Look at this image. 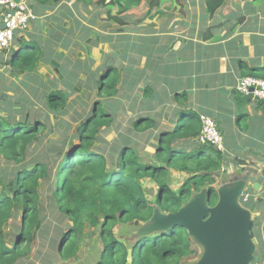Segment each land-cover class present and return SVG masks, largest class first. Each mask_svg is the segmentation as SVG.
<instances>
[{"label": "trees", "instance_id": "16d2710c", "mask_svg": "<svg viewBox=\"0 0 264 264\" xmlns=\"http://www.w3.org/2000/svg\"><path fill=\"white\" fill-rule=\"evenodd\" d=\"M58 1L35 0L32 8L34 12L46 7L53 8ZM93 1L76 0L84 5ZM164 1L178 3L181 0H96L94 5L105 9L108 20L123 26L124 15L134 14L144 4L149 9H154ZM224 1L205 0L207 12L213 14ZM82 28L85 29L84 26ZM102 37L105 36L97 35L95 41L84 40L86 51L89 52L94 45L108 39L105 37L101 40ZM14 39L17 48L13 47L12 58L8 62L13 73L22 74L25 70L36 68L42 60L48 61V58H41L43 51L35 40L26 36ZM75 39L82 46V34ZM70 63L66 58L62 64L64 72L59 71L63 88L56 90L55 82L51 81L49 91L43 94L45 103L51 110L59 111V114L65 113L63 107L67 98L75 91L73 83L88 92L97 89L98 95L104 94L110 98L115 95L120 79L119 70L114 65H103L100 68L103 73L100 74L98 69L89 73V67L85 66L87 77L81 80L77 76L79 63ZM252 72L251 76L264 79V68L254 69ZM97 76L99 82L96 87ZM41 85L45 87L46 84ZM98 105L99 102H95L92 110L77 125L78 143L73 144V139H70L68 142L71 145L67 151L57 149L60 155L56 158L51 197L57 209L69 221L54 244L59 258L68 260L76 256L81 239L85 235H97L101 249L89 264H182L195 261L198 258L197 245L180 226L149 236L135 235L131 241L119 240L115 227L120 228L121 224L136 221L139 224L148 222L153 206L165 213L175 212L205 184L211 192L209 204L215 203L216 191L212 185L214 174L221 167L219 151L208 145L197 144L191 151L183 152L182 140L186 142L196 139L199 134V117L183 124L186 120L183 119L185 112H182L180 123L172 131L160 132L155 146L156 161L142 160L129 142L122 141L110 152L112 163L108 165L106 156L93 147L98 131L102 127H108L112 120L109 113L102 112ZM134 118L132 126L137 127L138 131L154 125L152 117L136 115ZM44 127L45 121L39 117L32 118L29 114L22 120L12 119L9 113L0 115V157L22 162L31 146L40 142V130ZM171 169L188 175L177 190H173L167 182ZM46 175V167L42 164L21 165L12 170L7 184L1 183L0 264H15L32 243L36 230L40 227L39 179ZM145 178L156 185L155 204L147 198V190L143 186ZM17 214L20 216V224L9 232V220L17 217ZM252 228L253 222V239ZM9 237L12 239L9 240Z\"/></svg>", "mask_w": 264, "mask_h": 264}, {"label": "crops", "instance_id": "0c3cea01", "mask_svg": "<svg viewBox=\"0 0 264 264\" xmlns=\"http://www.w3.org/2000/svg\"><path fill=\"white\" fill-rule=\"evenodd\" d=\"M65 1L77 36L85 32L87 39L95 41V36L103 35L108 38L103 43H109L112 32L125 31L120 34L123 40L117 41V45L121 52L119 58L124 63L122 69L131 74L129 84L135 86L140 97L134 107V117L146 114L152 117L157 124L154 129L157 138L160 132L172 131L180 123L182 117L178 116L182 112L186 120L183 124L189 116L206 115L214 120L223 138L222 148L218 150L221 167L214 174L215 189L242 173L255 179L264 175V105L235 88L238 78L264 68V0H225L213 14L207 12L205 0L164 1L154 9L144 4L135 13L132 29H128L132 22L131 16H127L123 18V26L109 31L113 25L111 20L105 18L106 25L99 26L101 31H97L94 25L99 22L95 16L84 24L76 15L82 3ZM63 2L59 0L53 8L35 10L36 13L32 8L34 0H29L28 5L37 18L31 22L29 34L25 32L16 37H29L39 42L44 53L52 52L47 50L51 42L45 35L37 39L31 36V32L36 34L32 27L42 18L56 21L54 11L59 12ZM94 2L82 5L89 10L90 6L99 7ZM56 25L58 30L62 29L59 22ZM57 33L59 37L60 32ZM67 35L73 41L71 47L79 44L77 36ZM58 37L55 46L69 51L67 42L58 44ZM11 47L17 48L16 39ZM9 49L3 50L6 55ZM182 142L187 152L197 145L195 138ZM263 181L264 178L260 179L256 192L254 184L247 183L244 193L249 198L242 202L253 214L254 254L258 261L264 260Z\"/></svg>", "mask_w": 264, "mask_h": 264}, {"label": "rangeland", "instance_id": "374dc122", "mask_svg": "<svg viewBox=\"0 0 264 264\" xmlns=\"http://www.w3.org/2000/svg\"><path fill=\"white\" fill-rule=\"evenodd\" d=\"M72 2H74V0H72ZM67 3L68 2L64 0L59 12L56 13L54 11V14H56L55 19L58 18L56 21L42 18L41 22H36L32 27V30L36 34L34 35L30 31L31 36L35 39L43 34L45 35V38L50 40L51 44L47 47V50H52V52H43V54H41V58H48V61L42 60L36 68L30 71L25 70L22 74H15L13 73L12 68L8 65V62L12 58V52L14 51L13 47L8 50L7 55L6 52H4L6 50L2 52L0 51V115L9 113L12 119L22 120L27 114H29L32 118L39 117L45 121V127L40 130V142L31 146L22 162L5 160L3 157H0V188L3 185L1 183H6L11 179L12 170L21 165L30 166L39 163L46 167L47 172L45 178L39 179L40 199L38 203V213L40 215V227L36 230L34 239L28 246L29 248L22 254L15 264H89L92 263L95 257L99 254L101 243L97 242V235H85L81 239L80 249L76 256L68 260L59 258L54 244L60 235L61 230L69 225V221L57 209L56 203L51 197V192L54 189L57 166L56 158L60 155V151H57V149H60L61 152H65L69 149L71 143H78L76 133L77 125L92 110L95 102L98 101L102 108V112L109 113V116L112 119L108 127H102L98 131L97 139L93 145L99 153L106 156L108 165H111L112 163L110 152L118 147L122 141L129 142L130 145L137 150V153L141 156L142 160L156 161L157 159L155 155V146L158 144V140L157 134L154 133L157 124H154L152 128L150 127L144 131H138L137 127L132 126V121L135 119L134 112L136 111V104L139 102L138 99H140V97L138 96L139 93L136 92L135 86L133 87L129 84L131 74L129 75L122 69L124 63L119 58L121 52L118 50L117 41L123 40L121 38L123 35L120 34H124L125 31L122 33H116V31H114L115 33L112 32L111 42H99L100 44L94 45L89 52L86 51L84 45V40L87 39V34L83 32L80 41L82 46L78 47V44L77 46L71 47L73 41L67 34L77 36L78 32L70 18L72 14L69 15L68 10L70 7H68ZM79 8V13L76 15L84 24L88 22L89 18L95 16L99 22L94 25L97 31H101L99 26L103 27L106 25L107 20L105 19V9L100 6L96 8L90 6L89 10L82 4L79 5ZM136 12H139L138 9L134 12V15H124L122 17L131 16L130 22H132V24L128 29H132L135 26ZM56 22H59L62 25V29L58 30ZM42 26H45V29ZM117 27H119V25L113 23L108 31ZM40 29L41 31H39ZM51 29L53 30L52 35ZM57 32H60L59 37ZM26 34H29V32L25 33V35ZM57 37L59 45L66 42L68 43V47H70L69 51H64L61 47L58 48L55 46ZM36 42L41 47L39 42ZM61 51L64 54H61ZM66 58L70 60L71 65L77 62L79 63L77 66V76L81 80H84L87 77L86 68H84L85 66L89 67L87 70L89 73L93 70L95 72L98 69V74L103 73V69L100 68L105 64H111L114 65L115 68H118L121 81L118 83L115 95L111 98L104 94L98 95L97 89L93 92H88L83 88H79L76 83H73L75 91L67 98L63 107L65 113L59 114V111L51 110L45 103L43 94L49 91L51 81L55 82L56 90L63 88V81L60 77L61 75L59 71H63L62 64ZM67 69L70 68L67 67ZM82 69L83 71H80ZM77 71L75 73H77ZM40 82L46 84L45 87H42L43 85H41ZM98 82L99 78L97 76L95 82L96 87ZM145 116L149 115L146 114ZM180 116H178V118ZM191 119H195V116H190L186 123ZM144 126L145 124H143L142 127ZM70 139H73V142L69 143L68 141ZM183 152H186V150L183 149ZM187 176L188 175L184 172L171 169L167 177V182L173 190H177ZM218 181H222V179H219ZM214 185L216 184L213 183L212 186L214 187ZM143 186L147 190V198L152 200L155 204V183L152 180L145 178L143 180ZM19 217L20 216L17 214V217L9 220V232H12L13 227L19 226ZM115 228L117 231L116 237L119 240L125 239L128 241H131V239L134 238V235L139 233V231L145 230L143 224L137 222L132 224H121L120 228ZM155 228V226H152L149 232L155 231ZM154 233L155 232H151L146 236ZM253 238L254 240L256 239L255 233ZM11 239L12 238L9 237V240ZM258 252L259 246L256 245V258H258ZM200 253L201 248L197 245V257L200 256ZM256 260L257 259H255V261ZM192 262H185L182 264H191Z\"/></svg>", "mask_w": 264, "mask_h": 264}, {"label": "water", "instance_id": "95a60500", "mask_svg": "<svg viewBox=\"0 0 264 264\" xmlns=\"http://www.w3.org/2000/svg\"><path fill=\"white\" fill-rule=\"evenodd\" d=\"M263 176L258 179L243 173L234 176L215 189L213 205L209 204L211 192L205 184L175 212L165 213L153 206L149 221L143 223L145 230L136 236L180 226L201 248L200 256L191 264H251L255 260L251 237L253 214L241 198L247 183L254 184L256 192ZM152 226L155 231L149 232Z\"/></svg>", "mask_w": 264, "mask_h": 264}, {"label": "built area", "instance_id": "2783aa9c", "mask_svg": "<svg viewBox=\"0 0 264 264\" xmlns=\"http://www.w3.org/2000/svg\"><path fill=\"white\" fill-rule=\"evenodd\" d=\"M28 1L0 0V51L9 49L15 36L27 32L31 22L37 18V15L28 6ZM235 88L240 94L257 99L264 105V79L243 76L238 78ZM199 121L200 130L196 138L197 144L221 150L223 138L214 120L209 116L200 115ZM248 198L249 195L243 192L241 202ZM251 264H264V260H254Z\"/></svg>", "mask_w": 264, "mask_h": 264}]
</instances>
